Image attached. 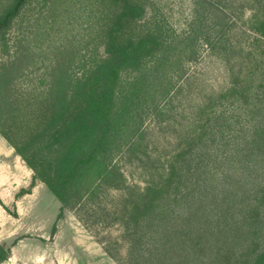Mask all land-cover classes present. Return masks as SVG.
Wrapping results in <instances>:
<instances>
[{
	"label": "trees",
	"instance_id": "1",
	"mask_svg": "<svg viewBox=\"0 0 264 264\" xmlns=\"http://www.w3.org/2000/svg\"><path fill=\"white\" fill-rule=\"evenodd\" d=\"M34 1L8 0L0 8L5 52L9 32ZM102 3L103 51L81 74L63 72L38 91L19 88L13 76L24 58L0 67V135L33 171L31 188L41 182L49 189L62 205L58 220L68 209L86 225H118L127 244L124 264H264V21L252 27L260 38L249 54L250 76L263 87L251 97L254 88L235 82L206 97L173 131L176 147L162 160L152 155L145 118L172 116L166 107L169 95L182 91L175 89L178 69L201 43L235 76L243 73L244 49L226 27V11L208 0H195L197 16L185 36L158 19L143 21L144 0ZM134 158L148 176L144 189L128 186L115 165ZM112 187L120 195L108 209L103 197ZM10 253L0 244V264Z\"/></svg>",
	"mask_w": 264,
	"mask_h": 264
},
{
	"label": "rangeland",
	"instance_id": "2",
	"mask_svg": "<svg viewBox=\"0 0 264 264\" xmlns=\"http://www.w3.org/2000/svg\"><path fill=\"white\" fill-rule=\"evenodd\" d=\"M7 1L0 0V8ZM55 1V5H44L42 0H38L27 7L7 36L8 52L0 41V67L24 58L23 62L17 61L18 70L13 74L19 79L21 89L35 86L41 91L45 84L56 80L63 72L67 75L81 74V66L103 51L98 45L97 29L108 10L102 0ZM144 1L147 13L143 21L155 18L179 36L189 33L197 16L195 0ZM208 1L219 12L224 9L227 13L224 15L226 27L234 42L244 49L243 73L235 72L233 76L229 65L218 61L207 45L199 43V54L187 61L182 70L178 69L179 76L175 75V89L181 86L182 91L169 95L170 105L166 108L172 116L166 113L164 118L156 119L152 115L145 118L144 127L150 134L147 139L152 155L156 158L161 156L162 160L166 152L176 147L177 136L173 131L180 124L186 126L190 122L196 110L204 105L206 97L226 93L235 82L242 87L254 88L256 91L251 92V97L259 91L260 84L263 87V83L250 76L254 64L249 54L254 56L255 48L259 46L256 39L260 37L252 27L260 18L264 21V0ZM219 12L214 14L215 17ZM254 15L259 17L258 20ZM260 39L264 41V38ZM38 91L34 93L38 94ZM166 125L171 129H166ZM156 145H159V150ZM0 164L3 165L0 174L9 179L0 188V197L4 201L0 199V244L11 250L10 257L3 264L125 263L127 244L122 238V229L118 225L105 226L93 220L83 224L76 212L68 209L63 210V218L58 220L62 205L41 182L31 188L33 171L1 135ZM6 164L9 168L5 167ZM115 165L128 186L146 188L148 176L135 158L132 162L119 160ZM95 178L96 174L91 177L92 181ZM23 191L29 193L21 195ZM119 195L120 191L112 187L110 195L103 197V204L112 209ZM261 243L264 244V239Z\"/></svg>",
	"mask_w": 264,
	"mask_h": 264
},
{
	"label": "crops",
	"instance_id": "3",
	"mask_svg": "<svg viewBox=\"0 0 264 264\" xmlns=\"http://www.w3.org/2000/svg\"><path fill=\"white\" fill-rule=\"evenodd\" d=\"M2 166H3V165L0 164V167L3 169ZM5 167L9 168V165L6 164ZM21 167L23 168V165H22ZM2 169H1V171H2ZM4 170H6V169H4ZM7 180H9L7 176H3L2 174H0V188H1V184H2V185L5 184V182H6ZM10 183H11V182H10ZM11 187H13V185H12ZM0 199H1V197H0ZM1 201H2V199H1ZM2 202L4 203V201H2Z\"/></svg>",
	"mask_w": 264,
	"mask_h": 264
}]
</instances>
